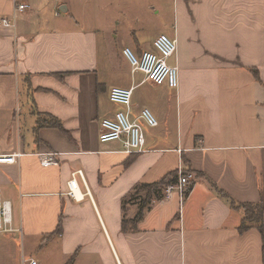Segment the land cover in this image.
I'll return each mask as SVG.
<instances>
[{"label":"crops","instance_id":"1","mask_svg":"<svg viewBox=\"0 0 264 264\" xmlns=\"http://www.w3.org/2000/svg\"><path fill=\"white\" fill-rule=\"evenodd\" d=\"M19 2L29 8L14 27L3 24L12 1L0 0V148L23 155L0 163V189L22 238L58 237L66 264H264V233L240 232L231 204L264 205V0ZM165 33L178 42L176 89L138 78L122 51ZM114 86L134 87V116L158 118L140 154L99 140L102 119L123 109ZM181 168L196 175L184 201L165 196ZM81 169L90 193L77 177V201L67 182ZM141 184L150 201L124 211Z\"/></svg>","mask_w":264,"mask_h":264},{"label":"built area","instance_id":"2","mask_svg":"<svg viewBox=\"0 0 264 264\" xmlns=\"http://www.w3.org/2000/svg\"><path fill=\"white\" fill-rule=\"evenodd\" d=\"M13 3V15L9 20L3 18L4 25L16 27L15 21L19 13L25 12L29 5L19 0H11ZM178 42L176 38L170 35L160 34L153 42L151 49L144 50L141 53L133 50L131 47L122 48L123 55L132 67V72L140 71L144 74L145 80L156 85H168L171 88H178L180 84L178 66L169 63V59L178 52ZM134 87L114 86L109 95L112 102L123 107L114 117L102 119L99 132V140L104 143L118 140L123 144V152L138 153L146 151L147 138L145 125L151 128L159 125L158 118L152 109L148 107L141 108L138 115H133L132 103ZM23 153H3L0 148V163H16L22 157ZM52 156V155H49ZM47 163V162H44ZM49 164V163H47ZM77 177L86 185L87 193H90L89 186L86 183L84 170H77L72 173L68 180L67 194L77 201H82L84 193L78 185ZM196 175L192 171L180 169L176 183H170L165 187V196L176 192L183 201L192 185ZM13 203L3 199L0 189V233L12 234L22 233L21 226L14 224ZM22 264H38L33 258L22 256ZM121 264V263H119Z\"/></svg>","mask_w":264,"mask_h":264},{"label":"rangeland","instance_id":"3","mask_svg":"<svg viewBox=\"0 0 264 264\" xmlns=\"http://www.w3.org/2000/svg\"><path fill=\"white\" fill-rule=\"evenodd\" d=\"M143 74L137 72V77ZM149 190L134 192V200L136 203L141 204L145 197L149 195ZM133 200V201H134ZM184 201V200H183ZM13 216L15 218L14 224L17 226L19 219L17 216L16 206L13 208ZM50 235L41 236L39 238L22 233H12L5 235L0 233V264H21L20 256L24 251L26 257L36 255L42 258V264H66L67 259L63 256L59 238L55 237L51 242L48 238ZM82 263V262H81ZM96 264H101L97 262Z\"/></svg>","mask_w":264,"mask_h":264},{"label":"trees","instance_id":"4","mask_svg":"<svg viewBox=\"0 0 264 264\" xmlns=\"http://www.w3.org/2000/svg\"><path fill=\"white\" fill-rule=\"evenodd\" d=\"M50 123L57 125V126L58 125L61 126V122L59 120H56V119H51ZM166 183L167 182L163 180L162 183L156 184L153 188H151L153 191L159 190V192H158L159 198H162V196H163L162 186L165 185ZM144 189H149V187L147 185L141 184L135 188L134 192H138L139 190L141 191ZM134 192L130 193L126 197V199L124 200V202H123L124 211H125L127 203L134 200ZM147 201H150V200H146L144 202H147ZM231 204H232V206L236 207L237 209H241L243 211V219L241 222L242 225L239 229L240 232L243 233L246 230H248L252 227H255L264 233V205L262 202H259V203H251V202L237 203L236 201L232 200ZM144 207H145V205L141 206V209H140L137 217L135 218L136 220H138L142 217V215L144 213L143 212ZM126 223H127L126 220H124V222H123V227L125 225L124 228H127ZM57 230H58L57 233H63L62 219L59 223ZM73 260H74L73 257H71V260L69 261L68 264H72Z\"/></svg>","mask_w":264,"mask_h":264}]
</instances>
